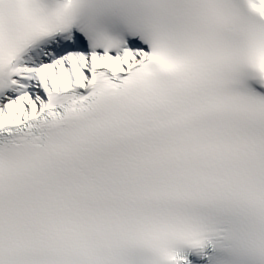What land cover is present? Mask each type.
I'll use <instances>...</instances> for the list:
<instances>
[{
    "label": "snow or ice",
    "instance_id": "6c2138e0",
    "mask_svg": "<svg viewBox=\"0 0 264 264\" xmlns=\"http://www.w3.org/2000/svg\"><path fill=\"white\" fill-rule=\"evenodd\" d=\"M0 264H264V0H0Z\"/></svg>",
    "mask_w": 264,
    "mask_h": 264
}]
</instances>
